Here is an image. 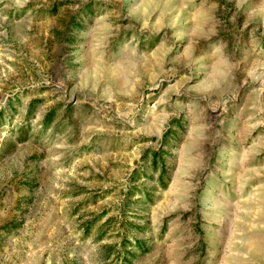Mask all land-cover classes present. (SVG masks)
<instances>
[{"label":"rangeland","instance_id":"obj_1","mask_svg":"<svg viewBox=\"0 0 264 264\" xmlns=\"http://www.w3.org/2000/svg\"><path fill=\"white\" fill-rule=\"evenodd\" d=\"M0 264H264V0H0Z\"/></svg>","mask_w":264,"mask_h":264}]
</instances>
